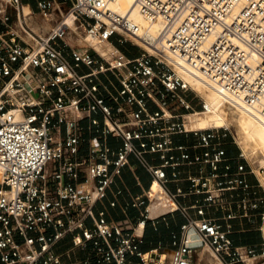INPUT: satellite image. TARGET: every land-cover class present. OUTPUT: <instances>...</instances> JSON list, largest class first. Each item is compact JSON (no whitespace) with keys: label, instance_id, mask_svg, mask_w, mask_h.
Masks as SVG:
<instances>
[{"label":"built area","instance_id":"built-area-1","mask_svg":"<svg viewBox=\"0 0 264 264\" xmlns=\"http://www.w3.org/2000/svg\"><path fill=\"white\" fill-rule=\"evenodd\" d=\"M110 2L0 0V264H131L129 256L201 264L203 247L220 264H264V239L237 245L231 237L236 221L264 216V168L242 148L227 153L230 129L188 127L210 108L175 67L264 122V0H136L149 22L161 23L152 38ZM72 33L112 48L72 44ZM126 42L142 51L129 56ZM85 130L92 137L83 155ZM108 136L121 146L110 147ZM131 156L152 181L138 200L143 219L127 230L96 206ZM189 196L192 204L180 202ZM156 201L185 218L171 254L141 249L138 229Z\"/></svg>","mask_w":264,"mask_h":264},{"label":"crops","instance_id":"crops-1","mask_svg":"<svg viewBox=\"0 0 264 264\" xmlns=\"http://www.w3.org/2000/svg\"><path fill=\"white\" fill-rule=\"evenodd\" d=\"M129 56H134V52L130 48L123 47ZM94 117L102 119L100 113L94 114ZM90 124L89 119L82 120L81 126L85 128ZM83 136L86 141L83 144L81 154H86L88 150V140L92 134L85 130ZM177 139L184 140L183 136H177ZM192 140V139H191ZM113 149L121 146V139L113 136H108L105 141ZM227 153L229 155H236L238 150L234 149L232 145L227 146ZM147 158L152 161V157L147 155ZM154 163H159V160H153ZM151 176L145 167L134 156L130 157L129 164L123 169L122 174L117 177L115 183L108 190L107 196L97 204L96 212H104L109 222H116L123 225L127 230H133L141 219L145 211V205H138V200L141 199L151 185ZM251 181L255 179L251 177ZM182 186L187 188L188 183L183 182ZM171 187L175 186L171 184ZM196 196H189L187 198H180V202L185 205L192 204ZM161 201H158V203ZM113 203H115L113 205ZM160 204V203H159ZM150 213L146 219L144 228L140 227L138 232L142 233L144 242L141 245L142 251H150L160 248L165 250L168 254L173 251V236L180 237L181 225L185 223V218L179 211L167 212L165 208L153 209L149 207ZM222 216V213H218ZM89 225L91 223L89 222ZM235 231L231 234L237 245L259 244L263 241L260 237H254L256 233L255 225L247 221L237 222L234 227ZM83 254L78 252L73 259L81 258ZM131 264H138L136 256H129Z\"/></svg>","mask_w":264,"mask_h":264},{"label":"bare ground","instance_id":"bare-ground-1","mask_svg":"<svg viewBox=\"0 0 264 264\" xmlns=\"http://www.w3.org/2000/svg\"><path fill=\"white\" fill-rule=\"evenodd\" d=\"M109 5L112 11L122 16L128 17L132 23H135L137 25V31L139 35L146 38H152L159 33V30L161 29V23L149 22L148 19L138 10L136 6V0H111ZM71 24L73 25L74 29L75 24L74 22H72V20ZM88 40L94 47H96L98 50H101V41L94 37H88ZM139 42L143 46H145V43L140 40ZM175 67L178 72L194 86L196 91H198L201 97L205 99L207 105L210 108V111L204 114L207 115L206 118L197 115L190 116L188 127L200 129H205L208 127L229 129V120L231 124L235 125L238 128L244 148L249 147L253 150H261L264 153V122L261 121L248 106L240 105L236 101H233L232 99L226 97L218 89L210 87L202 80L194 77L177 63H175ZM191 117L194 118L191 119ZM198 117H200L199 123L206 124L198 125V121H196ZM212 122H215L216 124L224 123L225 126L214 125L202 127L211 124ZM262 180V182H264V176L262 177ZM153 189L157 192V185H154ZM158 207V201H156L151 206V210L157 209ZM191 241L193 243H200V238L196 233L192 232ZM211 253L213 252L211 251Z\"/></svg>","mask_w":264,"mask_h":264},{"label":"rangeland","instance_id":"rangeland-1","mask_svg":"<svg viewBox=\"0 0 264 264\" xmlns=\"http://www.w3.org/2000/svg\"><path fill=\"white\" fill-rule=\"evenodd\" d=\"M70 41L72 42V44H81V45H85L87 44L88 42H85L81 37H77L75 34H71L70 37H69ZM89 47L90 45H92V43H88L87 44ZM101 50H99L101 53H106L108 49H110L112 46L111 44H109L108 42H105V43H101ZM123 48V46H121ZM124 47H127V48H130L132 52H134L135 55H138L141 51H142V48L140 46H137V45H134L132 44L131 42H126L124 44ZM92 49V48H91ZM197 116H201L203 118H206L207 115H204V114H200V115H197ZM194 118V117H191V119ZM199 119L200 117H198L196 119V121H198V125H204L206 123H199ZM214 125H218V126H225L224 123L223 124H216L215 122H212L211 124H208V125H205V126H202V127H206V126H214ZM228 125H229V129H230V133H231V139L233 141H235V144H232V147L236 150H238L239 148H242L245 152H246V155L248 156L249 160L251 163H255V165H261L263 168H264V153L261 151V150H253L252 148H244L243 146V143H242V140L240 138V134H239V130L238 128L231 124L228 120ZM264 176V172L260 175V180L261 182L263 181L262 180V177ZM254 178V177H253ZM264 182H262V186H263V191H264ZM253 225L256 226H261L263 231L261 230H256L254 231V233H256V235L254 237H260L261 239H264V216L263 218L261 217H258L257 218V221L255 223H253ZM200 252V255L199 257L201 256L203 258V261L201 262V264H220L219 261L214 258L213 256V253H211L210 249L208 247H203L201 250H199Z\"/></svg>","mask_w":264,"mask_h":264},{"label":"trees","instance_id":"trees-1","mask_svg":"<svg viewBox=\"0 0 264 264\" xmlns=\"http://www.w3.org/2000/svg\"><path fill=\"white\" fill-rule=\"evenodd\" d=\"M124 47V46H123ZM122 48V47H121Z\"/></svg>","mask_w":264,"mask_h":264}]
</instances>
